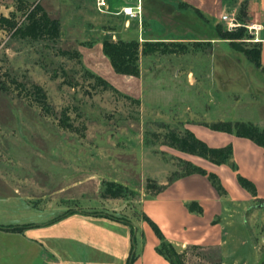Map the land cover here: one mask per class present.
I'll return each instance as SVG.
<instances>
[{
  "label": "rangeland",
  "instance_id": "rangeland-1",
  "mask_svg": "<svg viewBox=\"0 0 264 264\" xmlns=\"http://www.w3.org/2000/svg\"><path fill=\"white\" fill-rule=\"evenodd\" d=\"M19 1L0 0V12H15L24 20ZM25 1L40 2L61 20L62 32L56 40L32 39L0 29V175L35 180L42 207L87 208L133 224L141 218L147 183L159 184L151 176H162L169 166L172 179L196 165L186 159L192 153L172 144L173 133L184 135L196 123L264 122V64L253 60L259 48L255 0H227L228 18L222 22L144 1L143 11L163 20L175 35L159 39L179 45L171 46L177 52L141 55L139 76L114 70L97 42L102 27L120 23H99L88 0ZM228 32L243 33L230 39L224 36ZM35 83L47 93L49 113L36 101ZM65 115L75 130L61 126ZM109 182L123 196L104 198ZM81 185L88 186L84 192ZM243 223L257 232L251 216ZM247 238L246 244L230 246L237 253L225 263L219 251L202 248H191L183 259L187 264H255V245L262 254L264 244L250 232Z\"/></svg>",
  "mask_w": 264,
  "mask_h": 264
},
{
  "label": "crops",
  "instance_id": "crops-1",
  "mask_svg": "<svg viewBox=\"0 0 264 264\" xmlns=\"http://www.w3.org/2000/svg\"><path fill=\"white\" fill-rule=\"evenodd\" d=\"M144 1L88 0L99 23L113 19L120 23L112 29L102 27L97 42L100 48L103 49V40L108 36L141 41L175 37L168 24L143 11ZM151 1L177 13L187 8L215 22L224 21L228 14L227 0ZM127 5L139 9L140 14L133 18L123 13ZM253 5L264 64V0H255ZM254 123L264 127V122ZM188 127L210 147L232 146V158L222 164L186 153L187 160L216 174L222 189L214 186L208 174L198 172L169 179L170 167H165L162 176H151L165 188L157 193L143 192L141 218L133 224L87 208L67 212L61 206L52 210L42 207L34 193L41 186L35 180H26L25 176L17 174L0 175L4 182L0 184V264H127L133 253L136 256L133 264H171L159 252L162 240L145 216L161 228L178 252H188L197 245L219 251L223 263L229 255L237 253L230 246L247 243L248 232L254 239L258 236L259 245L264 244V206H258L264 199V147L251 138L215 130L205 124ZM239 176L248 185H242ZM87 187L81 185L82 191ZM27 188L32 189L27 192ZM244 216L253 218L257 232L245 227ZM17 225L27 227L23 231L4 228ZM259 249L256 244L253 263L261 256ZM239 255L234 254V257Z\"/></svg>",
  "mask_w": 264,
  "mask_h": 264
},
{
  "label": "trees",
  "instance_id": "trees-1",
  "mask_svg": "<svg viewBox=\"0 0 264 264\" xmlns=\"http://www.w3.org/2000/svg\"><path fill=\"white\" fill-rule=\"evenodd\" d=\"M17 9L24 11V20L19 21L15 12H13L9 16L0 12V29L9 31L10 33H12V35L20 36L23 38L30 37L32 39H40L47 37L48 39L56 40L60 37L62 32L61 20L59 18L52 17L40 2L29 5L27 1L20 0L19 4L17 5ZM242 33L243 32H228L224 34V36L225 38L234 39L239 38ZM178 45L179 43H177L176 41H165L161 39L145 40L141 42L139 39H115L112 36H108L103 40V52L109 58L116 72L129 76H139L141 72V55H149L159 51L163 53L177 52V49L171 46ZM253 60L258 65L262 64L260 45L257 50V55ZM88 74L94 77L97 81L108 84L101 75H97L90 71H88ZM13 82L17 83V85H21V83L16 79H13ZM1 88L8 89L6 84L2 81ZM32 88L33 92H35L37 103L42 107V109L49 113L50 104L48 103V96L45 89L41 85L36 83L32 85ZM68 119L69 117H67L66 115L61 117V126L65 129L75 130L74 125L70 123ZM209 127L215 130L226 131L239 136L251 138L256 143L264 147V127L261 128L252 122L236 121L235 123H233L230 121H222L209 125ZM172 137L173 145H177L184 151L199 155L217 164L229 162L233 155L232 146L218 148L210 147L205 141L198 138L195 133L189 129L186 130V133L184 135L179 136L173 133ZM194 172L208 174L214 186L218 190L222 189V185L218 176L214 173H208L204 168L200 166L191 164V167L187 169L184 174L186 175ZM239 180L242 185L246 186L247 181L242 176H239ZM115 187V183L109 182L105 192L103 193V196L112 198L123 196V193L115 189ZM164 188V185H159L157 183H153L152 181H149L146 185L147 192L150 193H157ZM260 202L264 203V199H262ZM106 216L123 221L112 215ZM145 219L151 224L155 233L162 240L161 245L158 249L159 252L164 254L169 259L171 264H187L183 259L186 252H178L174 245L166 239L161 228L148 216H145ZM26 227L27 226L24 225H17L4 228L13 231H23ZM198 247L199 246L197 245L194 246V248ZM135 257V253L131 254L127 264H133L135 261Z\"/></svg>",
  "mask_w": 264,
  "mask_h": 264
},
{
  "label": "built area",
  "instance_id": "built-area-1",
  "mask_svg": "<svg viewBox=\"0 0 264 264\" xmlns=\"http://www.w3.org/2000/svg\"><path fill=\"white\" fill-rule=\"evenodd\" d=\"M122 12L127 14L130 17H133V18L137 17L140 14L139 9L135 10L134 6H132V5H127V6L123 7ZM227 18H228V16L225 15L224 20H226ZM230 23H232L231 20H230ZM256 28L258 29V27H256Z\"/></svg>",
  "mask_w": 264,
  "mask_h": 264
},
{
  "label": "water",
  "instance_id": "water-1",
  "mask_svg": "<svg viewBox=\"0 0 264 264\" xmlns=\"http://www.w3.org/2000/svg\"><path fill=\"white\" fill-rule=\"evenodd\" d=\"M258 206H264V203H261ZM248 214H249V211L247 212V215ZM255 264H264V252H262L259 260Z\"/></svg>",
  "mask_w": 264,
  "mask_h": 264
}]
</instances>
